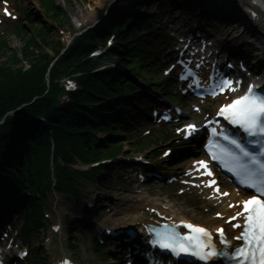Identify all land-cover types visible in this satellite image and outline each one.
<instances>
[{
  "label": "snow or ice",
  "instance_id": "1",
  "mask_svg": "<svg viewBox=\"0 0 264 264\" xmlns=\"http://www.w3.org/2000/svg\"><path fill=\"white\" fill-rule=\"evenodd\" d=\"M5 14L10 15L7 10H5ZM232 83V81H224L221 90H224L225 86L230 87ZM69 86L73 87L71 84ZM219 115L230 124L242 129L243 132L249 136L255 137L259 135L264 137V97H255L252 87H249L247 95L241 96L232 103L224 105L219 110ZM188 127L190 129L189 134L196 131L194 125H189ZM212 134L213 136L223 135V138L235 145L244 157L249 158L252 165L259 166L257 169H253L249 164L243 163L240 157L225 150V155L234 161V167L230 170H234L237 176H242L241 183L251 188H258V191L264 193V162L259 161L250 152L246 151L238 140L231 139L228 135L219 132L217 128L214 127L212 129ZM212 158L219 159L220 157L213 152ZM197 163L205 169L208 167L205 161H198ZM207 175L212 176V173L209 171ZM212 183L215 184V181ZM216 191H220L218 187ZM220 194L223 196L229 195L228 193ZM230 207H236V205H230ZM242 207L243 211L237 213V216H244V213H247V216L244 217L246 220V227L242 235L236 236L235 239H242L249 243L250 246L247 252L244 248H237L235 258L245 261L249 258L255 260L256 254L258 253L259 264H264V199H258L253 195L251 199L243 201ZM236 218V216H233L231 220H235ZM231 220L228 221L230 225ZM231 226L237 228L241 227L240 224ZM185 227L191 229L195 235L181 237L175 231L156 232V239L152 241L153 245L168 249L176 256H180L182 253L190 254L203 261H209L221 255H227V253L217 249L216 245L213 243V234L211 232L203 227L194 226L192 224H187ZM218 233L220 243L225 247H230L224 229H218ZM22 255H27V253H23ZM65 264H67V262H65Z\"/></svg>",
  "mask_w": 264,
  "mask_h": 264
},
{
  "label": "trees",
  "instance_id": "2",
  "mask_svg": "<svg viewBox=\"0 0 264 264\" xmlns=\"http://www.w3.org/2000/svg\"><path fill=\"white\" fill-rule=\"evenodd\" d=\"M47 8L49 12L57 13L58 18L61 17L59 16L60 14L54 1H49ZM21 33L28 36V32L25 29H22ZM32 34V38L29 42L25 43L23 58L33 64V72L22 75L20 69L15 68V66L21 63L15 55H12L11 58H8L7 62H3L0 65V116H3L7 111L13 109L16 105H21L32 99L34 96L40 95L43 90L44 71L50 61L49 55L45 51V48L49 45L48 37H50V29L47 25L40 26V30L37 32L33 31ZM76 51H78V48H76ZM76 57L77 54L74 57L73 55L65 57L61 59L59 64L64 67L73 66ZM42 65L44 67H42ZM82 83L86 89L84 93L78 96V101L99 102L102 97L108 95L111 91L108 85H105L102 78L88 77L84 79ZM92 94L96 95L98 98H93L91 96ZM38 104L39 105L36 110H39L40 114H43L50 124L49 129H46V133L51 131L54 136L60 134L68 137V134L65 131L66 129L70 132H77L83 131L84 127L87 126V122L83 121L84 124L81 127H77V119L79 117H77L74 111H71L70 113L61 111L56 116L54 114V117L52 118L49 117L52 113L51 105L44 101V99L39 101ZM101 111L111 112V110L106 106L103 107ZM103 117L105 121L112 118L111 115H104ZM56 125L59 126V128H55ZM14 126V123L9 122L7 127L8 131H11ZM71 141L77 143V136L72 138ZM79 141H81V139ZM8 144L9 141H7L6 146ZM82 144L84 145L85 143ZM36 146H39V144L37 143ZM2 148L5 147L3 146ZM37 158L38 161H40L39 157Z\"/></svg>",
  "mask_w": 264,
  "mask_h": 264
},
{
  "label": "rangeland",
  "instance_id": "3",
  "mask_svg": "<svg viewBox=\"0 0 264 264\" xmlns=\"http://www.w3.org/2000/svg\"><path fill=\"white\" fill-rule=\"evenodd\" d=\"M56 1H57V4L59 5V7L63 13L64 18H67L68 21L76 15L85 14L91 8L97 7L100 9L102 7L109 8V6H110V0H71L70 4L67 3V0H56ZM99 3H101V5H103V6L99 7ZM21 5H22V8L26 9V10L31 7L29 2H27V1L25 3H22ZM36 9L38 12L36 10L31 11V14H34L35 16L37 15L36 12L39 14L40 13L39 9L38 8H36ZM43 19H44V17H43ZM46 22L49 25H51V23L49 21L46 20ZM56 27H59V26L57 24H54L53 29L56 30V32L53 35H55L57 33ZM56 37H57V35H56ZM9 41L11 43L12 48H15V49L20 48L22 45L21 41L19 39H17L16 37H14L13 35L9 37ZM2 59H0V62ZM127 148L128 147L126 145V149ZM33 245H34V247L37 246L36 243H34Z\"/></svg>",
  "mask_w": 264,
  "mask_h": 264
},
{
  "label": "bare ground",
  "instance_id": "4",
  "mask_svg": "<svg viewBox=\"0 0 264 264\" xmlns=\"http://www.w3.org/2000/svg\"><path fill=\"white\" fill-rule=\"evenodd\" d=\"M232 11V10H231ZM233 12V11H232ZM88 15H87V19L88 20H91L92 19V14L91 13H87ZM254 32L255 33H260V35L263 37V39H264V35L263 34H261V32H263L264 33V30H261V29H254ZM123 209L121 208L119 211H122ZM133 213L136 215V216H142V215H144L143 214V212H142V209H141V207H138L137 209H135V210H133ZM181 214H184L185 215V213H181ZM123 219H125V217H121L120 216V213L118 214V218H117V220H116V222H114L115 224H117L118 226H121V225H123L122 224V220Z\"/></svg>",
  "mask_w": 264,
  "mask_h": 264
}]
</instances>
